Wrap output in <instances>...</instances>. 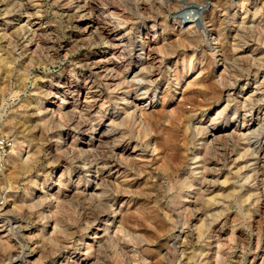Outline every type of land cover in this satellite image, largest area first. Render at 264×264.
Wrapping results in <instances>:
<instances>
[{
    "label": "rangeland",
    "instance_id": "1",
    "mask_svg": "<svg viewBox=\"0 0 264 264\" xmlns=\"http://www.w3.org/2000/svg\"><path fill=\"white\" fill-rule=\"evenodd\" d=\"M16 1L24 2V0H0V138L13 142L4 156L0 157V203L6 199L4 193L10 189L14 192L17 206L32 205L31 211L38 215L29 217L21 213V209L20 212L10 208L6 209L7 215H13L19 220L17 226L23 230L19 233V246L10 248L0 246V264L8 263L7 256L11 252L14 255L23 252L21 255H23L24 263L16 264H60L65 261L63 257L72 261L74 257L84 252H87L90 257L88 264H184L187 258H191L190 264H264V197L261 194V187H263L261 179L255 176L254 181L249 183L250 193L252 191L253 196L246 200V197H241L243 193H241L240 183L243 180L235 173L239 166H243L242 162H238L234 167L230 163L224 166L207 163L205 166L210 170V174L202 171L203 174L198 175V180L207 178L208 181L213 180L214 177V180L217 179V186L215 185L210 193L205 194L199 190V186L194 185L189 190L190 193L188 189L181 187L186 181L187 174L185 173H187V165L190 161L183 159L179 154L181 152L186 154L189 151L183 147V151L173 152L170 149L172 144L178 149L181 148L177 141L180 138L173 139L171 137L173 132L170 130L174 128L177 113L181 110L187 111L191 106L190 103L205 107L202 109L206 112L205 117H208L204 121V127L206 130L208 128L209 134L216 133L218 142L223 141L225 139L223 135L238 129L243 122V115H240L231 122L225 123L220 120L218 125H211V117L220 111L225 103V95L218 96L221 94L218 81L222 76H224L223 81L228 79L219 65L220 57H216V63L211 59L210 52L213 51L212 48L217 42L211 39V33L201 34L198 39L199 44L195 46L194 61L202 60L205 74L213 81L215 87L213 91L216 96L208 95L206 100L201 99L202 97L196 99L192 96L194 87L190 86V89L189 87L184 89L181 94L184 97L183 101H179L182 97L179 94L173 97V93L177 90L174 88V79L177 78L175 76L177 74L174 75L173 72V60L165 58L162 70H160V79L150 87V96L138 103L144 106L151 102L154 92L156 95L163 92L154 112L147 119L148 121L138 116L134 103H131V98L126 99L128 103L120 111L121 102L114 100L102 84L99 93L103 101L106 99V115L117 116L116 123L119 126H112L108 119L102 120L96 126L98 119L94 116L93 124L97 131L93 137H86L81 130L74 129L66 132L63 125L59 124V127L56 122L57 125L49 122L47 118L35 121L33 114H35V108H40L42 112H45L43 115H48L50 112L45 109L52 107L49 105L51 96L47 97L50 84L54 81L64 82L65 80H78V85L81 84L83 77L80 76L79 67L80 63L83 64L82 60L85 57H92L93 53L101 52L102 54L109 48V44H103V42L93 44L99 36L97 30L99 27L96 24L93 25L88 35L85 34V28L89 29L90 22L93 20V13L88 10L86 12L78 10L76 8L78 0H40L32 3H38L39 8L35 7V10L28 11L34 16L37 14L42 16L41 20L43 28H46V34L45 37L40 36V44L49 46L46 43L54 39L57 40V44H65L66 47L56 55L41 51V59L39 56H36V59L31 58L32 54H29L31 52H27L24 48L25 39L21 38L27 25L28 15L24 10L13 9L12 4L14 5ZM162 1L160 10L162 14L155 21L153 29H151L153 22L150 16L156 13L155 10H141L142 2L149 4V1H132V4H136L137 15L134 16L135 18L131 17V22L125 29L123 28L124 30L121 29L115 34L118 36L117 39L128 29L130 30L128 48L132 58L137 54V45L146 34L151 38L154 31L160 37L171 38V33L174 32V22L182 20L185 14H187L186 20L196 21V29L199 32H202V28L205 27V21L201 19L202 7L196 5L195 0H170L168 4L167 0ZM229 1L231 0H207L205 1L207 12L210 13L213 4H224ZM255 3L258 8H261L264 0L260 2L255 0ZM115 5H118L117 9L109 12L126 11L125 4L114 3ZM5 9H10V13L5 14ZM36 11L39 13H35ZM109 12L101 15L99 20L108 22ZM240 12L241 9H238V14ZM209 18L210 15L206 21ZM7 21L10 24L5 26ZM110 24L112 26L113 22ZM259 32L264 34V20L260 24ZM169 42L173 43L172 40ZM34 50L35 48L31 49V51ZM181 53L182 50H179V54ZM187 54L191 55L192 52ZM225 57L227 58L228 55ZM149 65L150 63L146 64L148 68L151 66ZM179 70L178 64L176 71L180 77L182 71ZM192 74L181 81L178 86L180 91L191 79L189 77ZM233 93L241 94L239 89ZM59 98H62L61 92L52 100L60 103ZM171 99H173L172 105H170ZM218 99L219 103L215 105ZM64 106L68 110L74 109V106L67 103ZM213 106H216V111L213 110L209 114V109ZM124 109H127L129 116L125 115ZM81 110L83 107H80L79 111ZM157 115L160 116L158 119ZM46 122L49 124L46 125ZM259 125L255 126V129ZM224 126L228 129L226 133L217 132ZM70 135L75 137L74 141L82 151L87 152L90 149L85 142L93 138V150L97 154L108 151L110 154H106L104 158L108 159L113 155L118 161L105 164L106 159L100 160L98 167L103 169V175L94 182L92 174L87 172V170H92L91 165L84 166L85 169L83 167L84 171H82V165L86 163L84 157L75 160L64 150ZM206 141L210 147L212 137L208 135ZM50 146L57 151L52 150L49 154ZM257 147H259L258 144L252 143V149ZM153 148H157L154 154H152ZM260 148V160H263L264 141ZM205 149L202 147V154L209 150ZM28 150L30 153L25 154ZM31 155L34 157L26 161ZM100 156L103 157L101 154ZM120 156H123L125 161L119 163L118 157ZM177 159L178 161L183 159L182 165L175 164ZM61 172H64L61 190L66 192L67 196L61 197L58 208H54L53 201L50 207L46 208L47 210L42 209L39 204L43 202L47 204L49 201L45 195L47 185L51 182L57 184ZM116 172L119 176L115 174ZM218 173V176H213ZM93 185H95L94 191H84L85 187ZM208 198L221 205L215 209L217 214L213 211L207 213L208 215L206 213L201 216L195 215V210L205 209L203 206ZM104 202L105 205H103ZM82 206H84L83 210ZM87 207L94 208L96 212L107 213L109 216L108 221H102L103 224L97 231L100 239L95 243L92 241L93 226L85 224L88 221L85 220ZM47 215L52 217L51 221L55 220L58 223L62 230L61 233L54 232L53 227L49 228L51 221L46 223L45 216ZM93 220L90 219V223ZM199 227L203 230H201V237L197 239L195 233ZM117 231H120V236L114 234ZM50 237L58 242H51L53 238ZM87 245L90 247L85 251L83 248Z\"/></svg>",
    "mask_w": 264,
    "mask_h": 264
},
{
    "label": "bare ground",
    "instance_id": "2",
    "mask_svg": "<svg viewBox=\"0 0 264 264\" xmlns=\"http://www.w3.org/2000/svg\"><path fill=\"white\" fill-rule=\"evenodd\" d=\"M38 1L40 0H24V2H26L25 4L22 1L19 2L16 1L14 5L12 4L13 9H19L20 11L24 10L28 15V16L26 15L27 25L24 28V30L22 29L24 33L21 35L22 36L21 38L25 39L26 42L24 48L26 49L27 52L30 51L31 53L29 54H32L31 58H35V59L36 56L37 57L39 56L41 59L40 56L41 51L47 52L48 54L52 53V55H56L59 51L64 50L66 47L65 44L64 45L57 44V40L54 39H52L51 42L48 41L49 43H46V45L49 46H45V44L44 45L40 44V36L45 37L46 34L45 33L46 28H43V23L41 20L42 16L39 14L34 16L33 14L28 13V11L32 9L35 10V7L36 8L38 7L39 5L38 3L32 4L33 2H38ZM132 1L133 0H82V1L78 0L77 1L76 8L78 10L85 12L88 10L89 12L93 13V20L90 22V27H88L89 29L85 28L84 30L85 34L88 35L93 25L96 24L99 27L97 28L99 36L97 35L98 40L95 41V43L93 44L96 45L100 42H103V44H109V48L105 50L102 54L101 52H98V53H93L92 57H85V58L83 57L84 58L82 60L83 64L80 63L81 61L79 62L80 67L79 66L78 67L81 69L80 76L83 77L81 84L78 85V80H73V81L65 80L64 82L61 81L52 82L50 84L49 92L47 93V97L51 96L50 98L51 101H49V105H52V107L50 109L48 108L45 109V111H49L50 113L48 115H43L45 114V112H42L40 108L39 109L35 108L34 110L35 114H33L35 121L36 120L41 121L44 118H47V120L51 123L56 122L58 126L59 124L63 125L62 127L66 132L74 129L79 131L81 130L83 135H85L86 137H93L97 131L95 127L104 119L110 120V124L114 127L119 126V124L116 123L117 116H115L114 114L106 115L105 112L106 111L105 108L107 104L106 99L105 101H103L104 99L102 98V95H100L99 93L101 92L99 91V88L101 87L102 84L107 88L108 92H110L114 100L121 102L122 106L121 108H119L120 111H122L123 110L122 107L126 103H128L126 102V99L131 98L132 100L131 103H134L135 111H137V114H139L138 116L141 119H144V121H146L150 117L151 113L154 112V109L156 108L158 101L161 99L160 95H162L163 92H159V94L157 95L154 92L153 95L151 96V102H148L146 105L144 104V106H140L138 103L143 98L150 96L151 93L150 87L154 86L155 82L160 79L161 77L160 70H162L161 68L163 66L165 58H169L173 60L172 63L173 72L174 75L177 74L175 75L177 76V78L175 77L176 79H174V88H177V90L173 93L172 95L173 97L176 96L177 94H179V96H182L181 94L182 92H184L183 90L188 87H189L188 89H190V86L194 87L192 96H194L196 99L198 97H202L201 99L206 100L208 95L216 96L215 92L213 91V89H215L213 85V81L210 80L209 76L205 74L202 60L194 61L195 60L194 53L196 48L195 46H198L199 44L198 39L200 38L201 34L205 35L206 33H211L212 35L211 39L217 40L216 46L214 47L212 46L213 51L210 52L211 59L214 60L213 62L216 63V57L218 56L220 57L219 65L223 68V73L226 74V76L228 77V79L226 78L227 79L226 81H223L224 76L221 75L222 77L220 76L221 78L218 81V87L221 90L220 92L221 94L218 96L221 97L222 94L225 95V101H224L225 103H224V107L220 111H218L215 115L213 114L214 116L211 117V125L212 126L218 125V121L220 120L225 123L231 122L240 115H243L242 117L243 122L238 129L233 128L234 130L231 133H226L228 130L227 126H224L222 129H218L217 132L226 133L225 135H223L225 139L221 142H218L219 140L218 141L216 140L217 138L216 133L209 134L208 128L206 130V128L204 127V121L208 117V116L205 117L206 112L202 109L205 107L195 105L194 103H190L191 106L187 111L181 110L179 111V113H177V116L175 117L174 128L171 129L170 131L173 132L171 133L172 134L171 137L173 139L180 138L177 141H179L181 148L178 149V147L172 144V146H170L171 147L170 149L173 152H176L178 150L181 151L182 147L183 149L185 148L189 152H187L186 154L181 152L179 154L182 155L183 159L190 161V163L187 165V169H188L186 171L187 173H185L187 174V177L185 179L186 181L181 185V187L188 189V192H190L189 190H191L194 187V185H197L200 187L199 190H202L203 193L208 194L210 193L211 189L214 188V186L216 185L217 179L214 180L213 177V180L207 181V178L206 180H198V175L203 174V172L210 174V170L206 168L205 164L210 163L215 166L216 165L224 166L230 163L232 164L231 166L234 167L238 162H242L243 166L238 165L239 168L235 172L237 173L238 176L241 177V180H243V182L240 183L241 193H243L241 197L242 198L246 197V200H249L251 196H253L251 194L252 191L250 193L251 187L249 183L254 181L255 176L261 179V184L263 185V187H261L262 188L261 194H263L264 197V158H262L263 160H260L261 158L259 155L262 148V147L260 148V145L264 141V127H263L264 124V120H263L264 34H261L259 32L260 24L264 20V4L263 6H261V8H258V6L255 3V0H231L228 3H224V4L212 3L213 7L209 13L207 12L206 9L207 7L205 5V1L207 0H195V4L202 7L201 19L203 22L205 21L204 22L205 27L202 28V32H199V30L196 29L197 27L195 24L196 21L186 20L187 14H185L184 17L182 18L183 21L179 20L174 22V32L171 33L172 36L171 38L167 39L164 38V36L160 37V35H156V32L154 31L151 38H149L148 34H146L144 38L141 39L139 44L137 45V49H138L137 54H135V56L132 58L130 49L128 48V46L130 45L128 38L130 34V30L128 29L129 31L127 30V32H124L117 39L116 37L118 36L115 35L116 32H120V30L123 28L125 29V27L129 24V22H131L132 20L131 17L135 18L134 16L137 15L136 13L137 9L135 6L136 4L135 5L132 4ZM148 1L149 4L146 3L144 4V2H142V7L141 6L140 7L142 8L141 9L142 11L155 10L156 13H154L153 16H150V19L153 22L151 29H153L155 25V21H157V19L160 18L162 14L160 10L163 1L162 0H148ZM151 1L153 2L151 3ZM168 1L170 0H167V4ZM260 1L261 0H259V2ZM114 3L125 4L126 11H121V12L116 11L117 12L116 13L114 12L115 11L114 10L113 12H109L112 11L113 9H117L116 6L118 7V5L114 6ZM238 9H241V12L239 14H238ZM106 12H109L107 15L108 22H103L102 20H99V17ZM9 13H10V9H5V14H9ZM35 13H39V11H36ZM209 15L210 18L208 21H206V18H208ZM214 19L215 21H213ZM110 22H113L112 26ZM9 24L10 23L7 21L5 23V26ZM170 40H172L173 43L169 42ZM27 47H29V49H27ZM32 48H35V50L31 51ZM179 50H182L181 54H179ZM210 50L211 49H209V51ZM189 52L190 53L192 52V54L188 55L187 53ZM226 55H228L227 58L225 57ZM148 63H150L151 65V66L149 65L150 68L146 66V64ZM178 64L180 70L182 71V75L180 77L178 76V73L176 71ZM189 74H192V76L189 77L191 79L188 82H186L185 87L180 91L178 89V86L181 84V81L184 78H186ZM238 89H239V93L241 94L233 93ZM60 92L62 96L61 99L59 98L60 103L53 102L52 99L56 98V96ZM182 97L179 101L184 100V97L183 98ZM82 98L84 100H82ZM112 98L110 97V100ZM172 101L173 99H171V102ZM218 101L219 99L216 101L215 105H218L219 103ZM65 103L74 106V109L72 108L73 110L72 109L68 110V108L64 106ZM172 104L173 102L170 103V105ZM80 107H83V110L79 111ZM124 110H125L124 111L125 115L129 116L127 109ZM213 110L216 111V106H213L212 109H209V114L210 112L212 113ZM173 114H175V112ZM94 116L95 117L97 116L96 118L98 119L96 126H94L93 124ZM156 117L158 119V117L160 116L157 115ZM47 123L48 122H46V125L49 124ZM257 125L259 126L257 129H255V126ZM208 135L212 137V141H210L211 142L210 147H209V143H207L206 141ZM74 138L75 137L72 135H70V138H67L69 142H67V144L65 145L66 149L64 150L75 160H80L81 157L82 158L84 157V161L86 163L82 165V171H84L85 169L84 166L91 165L92 170H87V172L89 174H92V176L94 177V182H96L97 178L103 175V169H100L98 167L99 161L102 159H106V157L104 158V156L110 153H108V151L107 152L103 151L102 153L100 152L97 154L93 150V144H92L93 138H91L90 141L85 142L86 146H88V148L90 149L87 150V152L82 151L80 148L77 147ZM252 143L258 144L259 147H257L256 149H252L251 148ZM202 147H205L207 150L209 149L208 152L204 151V154H202L201 153ZM155 149L157 148H153L152 154L155 153ZM52 150L53 149L50 146L49 154L52 153ZM53 151L56 152L57 150L55 149ZM29 153L30 150H28L25 154H29ZM100 154L103 155V157H101ZM33 157L34 155L27 157L26 161H28ZM116 158H114L113 155L112 157H108V159H106L107 163L105 164L116 163L118 161ZM118 159H119V163L124 160L123 156L118 157ZM182 160L178 161L177 159V162L175 164L178 163L177 166L182 165L181 164ZM214 169L216 170V168ZM216 171H218V169ZM115 174L117 175L118 173L116 172ZM218 175L219 173L215 175L213 174V176H218ZM111 177H113V175H111ZM62 180H64V172H61V174L58 176L57 184L56 183L53 184L51 182L49 183V185H47L48 189L47 191H45V195H47L46 198H48L49 201L47 202V204H44V202L39 204V206H41L42 209L47 210L46 208H49L53 201H54V208H58L62 200L61 197L67 196L66 192H63L61 190ZM76 188L78 189L79 187ZM94 188L95 185L91 187L87 186L84 188V191L85 192L89 190L94 191L95 190ZM54 191L55 193H53ZM4 194L6 196V199L5 200L3 199L4 201L0 203V246L7 248L16 247L17 245L18 246L20 245L19 233L21 230H23V228L17 226L19 220L15 216L7 215L6 209L10 208L12 210H15L16 212H20L21 209V213H24V215L26 214L29 217H35L38 214L33 213L31 211L32 205L22 204L23 208L17 206L14 199V192L12 190L9 189ZM103 205H105V202ZM220 206L221 205L214 203L212 199L208 198L203 206L205 207V209L200 210L201 209L200 208L195 210L194 212L195 215L201 216L204 215L205 213L207 214L213 211L215 212L216 211L215 209H218ZM83 208L84 206H82V210ZM93 209L94 208L91 207H87L85 209L86 210L85 220L89 221V222L87 221V223L85 224H89L93 226L92 241L95 243L98 242V239H100L97 236L98 235L97 231H99V229L101 228L103 224L102 221H108L109 216L107 213L96 212ZM215 213L213 214L215 215ZM51 218L52 217L50 215L45 216L46 223L51 221L50 220ZM90 219H94L92 223H90ZM52 227L54 232L61 233L62 230L61 228H59L60 226L55 220L51 221V225L49 228ZM88 227L90 228V226ZM201 230H203L201 229V227L197 228V231L195 233L197 239L201 237ZM119 232L118 231L116 233L114 232V234H118L120 236ZM51 242H58V240L53 238L51 239ZM88 245L84 246L83 249L85 251H87L88 248L91 246ZM20 250H22V248H20ZM21 254L14 255L13 252H11L8 254V256L5 255L7 256V260H8L7 264H16L18 262L24 263V258L23 255ZM63 259L65 261H62L60 264H88L90 261V257L87 252L77 255L76 257L73 258L72 261H70V259H67V257H63ZM190 260L191 258H187L184 264H190L191 262Z\"/></svg>",
    "mask_w": 264,
    "mask_h": 264
},
{
    "label": "built area",
    "instance_id": "3",
    "mask_svg": "<svg viewBox=\"0 0 264 264\" xmlns=\"http://www.w3.org/2000/svg\"><path fill=\"white\" fill-rule=\"evenodd\" d=\"M12 146V140L0 138V157Z\"/></svg>",
    "mask_w": 264,
    "mask_h": 264
}]
</instances>
